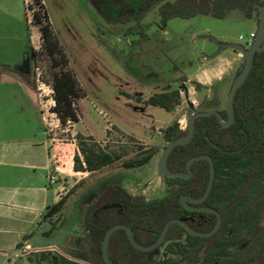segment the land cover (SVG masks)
I'll return each instance as SVG.
<instances>
[{"label": "rangeland", "instance_id": "1", "mask_svg": "<svg viewBox=\"0 0 264 264\" xmlns=\"http://www.w3.org/2000/svg\"><path fill=\"white\" fill-rule=\"evenodd\" d=\"M40 2L42 6L37 0H0V46L2 43L10 46L9 53L5 48L0 51V65L15 70L27 68L29 74L25 75L37 86L35 98L40 103L39 115L45 119V137L54 161L63 170L60 182L68 191L78 185L57 217V220L63 219L62 226L73 223L79 230L70 238L75 244L73 248H78L84 232L81 225L84 210L100 186L122 182L134 196L147 200L166 194L168 186L164 177L158 175V162L168 145L165 129L175 124L186 129L192 111L226 108L228 94L236 73L244 67L245 56L230 48L218 54L220 44H245L257 29L251 15L239 10L223 20L199 15L189 20L173 19L162 27L157 4L148 5L140 20L118 23L108 17L122 14L127 6L124 0ZM37 10L41 16L46 10L55 40L67 61L65 70L76 77L86 95L77 100L80 121L70 126H63L53 112L51 81L53 72L61 71L62 67H52V58L43 48L40 26L32 24ZM122 20L125 19L120 16L118 21ZM141 33L146 38H141ZM171 90H179L182 98L173 111L147 105L152 95ZM118 130L136 142L129 143ZM77 134L92 136L111 149L130 146L136 152L142 146L155 148L156 154L142 167L124 168L123 163L134 157L133 151L122 161L95 174L74 175L71 166L78 151ZM57 245L62 253L85 259L76 249L70 250L60 242ZM25 255L18 264H53V255ZM58 257L59 264H75L61 255Z\"/></svg>", "mask_w": 264, "mask_h": 264}, {"label": "trees", "instance_id": "2", "mask_svg": "<svg viewBox=\"0 0 264 264\" xmlns=\"http://www.w3.org/2000/svg\"><path fill=\"white\" fill-rule=\"evenodd\" d=\"M37 1L42 6L41 0ZM124 1L127 6H141L145 10L148 5H160L162 27L173 19L189 20L199 15L223 20L236 10L252 15L257 12L255 4L264 5L263 0ZM142 17L138 14L136 19ZM33 23L40 26L43 48L52 58V67H62L61 71L53 72L51 81L55 101L53 112L65 127L78 123L81 113L77 100L86 95L76 77L65 70L67 61L55 40L46 10L42 16L39 10L35 11ZM146 36L141 33V38ZM181 100V92L171 90L152 95L146 103L171 112L181 104ZM234 107L235 121L227 128L220 125L216 116L197 119L192 140L186 145L176 146L168 159L172 172L185 173L191 158L200 155L213 158L216 175L212 191L205 202L192 205L216 209L222 216L219 230L206 238L193 236L184 226L173 224L160 247L141 252L134 248L127 232L120 229L109 242V256L113 264H264V51L255 54L250 74L237 91ZM220 113L227 121V110H220ZM118 131L129 143L136 142L133 137ZM187 133V128L182 130L176 124L171 125L165 129L164 139L169 143ZM76 139L75 172L95 174L122 161L134 151L130 146L111 149L107 145L102 146L92 136L83 134H77ZM133 153L134 157L123 163L125 169L148 165L156 149L138 146ZM192 172L189 179L164 178L169 190L153 200L134 196L122 182L100 186L95 190L94 200L86 205L81 221L84 232L76 251L85 259L52 249H43L40 253L53 255L56 251L58 254L53 255V264H59L58 255L75 264H105L102 243L106 232L117 224L129 226L135 241L143 246L153 245L172 219L184 220L195 231L210 232L216 225L217 217L203 211L188 210L181 203L183 196L201 198L207 189L210 178L208 161L194 163ZM77 187L74 186L57 204L50 206L44 219L52 221L62 213Z\"/></svg>", "mask_w": 264, "mask_h": 264}, {"label": "crops", "instance_id": "3", "mask_svg": "<svg viewBox=\"0 0 264 264\" xmlns=\"http://www.w3.org/2000/svg\"><path fill=\"white\" fill-rule=\"evenodd\" d=\"M4 48L10 52L9 44L2 43L0 51ZM27 72L0 65V264H18L26 253L58 250L57 242L77 249L70 240L79 232L73 223L62 226L63 219L57 220L61 213L52 221L44 219L48 208L69 191L60 182L63 170L51 154L35 98L37 86ZM73 166L74 175L79 174ZM53 175L56 183L51 182Z\"/></svg>", "mask_w": 264, "mask_h": 264}, {"label": "water", "instance_id": "4", "mask_svg": "<svg viewBox=\"0 0 264 264\" xmlns=\"http://www.w3.org/2000/svg\"><path fill=\"white\" fill-rule=\"evenodd\" d=\"M254 8H256L258 10L259 23H258V28H257V32H256V37H255L252 45L247 48L243 44L235 43V42H228V43H221L220 44L219 52L223 51L225 48H230V49H233V50L241 53L243 56H245L244 67H243L241 73L234 80L232 87L230 89V92L228 94V98H227V102H226V110H227V115H228L227 121H224L222 114L217 109H209L206 111H200V112L194 113L188 122V126H187L188 133H187V135L183 136V137H179V138L173 140L172 142H169L168 145L166 146V148L164 149V151H163V153L159 159V162H158V175L160 177L189 179L193 174L192 165L194 163L201 161V160H207L208 161L209 169H210V178H209V183H208V186H207V189H206L204 195L201 198H197V199H193V198H190L188 196H183L181 198V203L188 210L203 211V212L214 214L217 217V222H216L215 227L210 232L203 233V232H198V231L193 230L182 219H172L165 225L164 229L162 230L160 237L158 238V240L153 245L143 246V245L138 244L135 241L133 234H132V230L129 226L124 225V224H117V225L113 226L112 228H110L106 232L103 243H102V252H103V259H104L105 264H113L111 259H110V256H109V242H110L112 235L120 229H123L127 232V236L129 238L130 242L132 243V245L134 246V248H136L138 251H141V252H150V251H153L156 248L160 247L162 245L163 241L165 240L166 236H167L168 230L170 229V227L173 224H180V225L184 226V228L187 230V232L193 236L206 237V238L213 236L219 230L221 223H222V216L216 209L211 208V207H205V206L195 207L192 205V204H201V203L205 202L207 200V198L209 197L211 191H212L213 184L215 181V175H216L215 163H214L213 158L209 155H200V156H196V157L191 158L186 164V172L185 173L184 172H172L168 167V159H169L171 152L173 151V149L176 146L186 145L192 140V138L195 134V123H196L197 119L202 118V117L216 116L220 125L224 128H227L234 123V121H235L234 101H235L237 91L242 86V84L246 81V79L248 78V76L250 74V71L253 67L255 54L257 52L264 51V6L256 4V5H254ZM204 37L205 38H212V39L216 40L212 36H204ZM183 87L184 86H182L181 88H183ZM186 98H187V100L189 98L187 89H186ZM189 104H190V107L193 108V105L191 103H189Z\"/></svg>", "mask_w": 264, "mask_h": 264}, {"label": "flooded vegetation", "instance_id": "5", "mask_svg": "<svg viewBox=\"0 0 264 264\" xmlns=\"http://www.w3.org/2000/svg\"><path fill=\"white\" fill-rule=\"evenodd\" d=\"M256 5V4H255ZM258 5H260V4H258ZM264 6V5H263ZM159 9V8H158ZM256 9V8H255ZM257 10V9H256ZM131 11H133L134 12V14H131ZM146 10L143 8V7H141V6H139V7H134V6H126V8H125V10L122 12V14L120 15V16H123V18L124 19H126V18H128L127 19V21H125V22H123V20L122 21H118V19H119V17L120 16H114V17H108L109 19H115V22L117 21L118 23L119 22H121V23H127V22H129V21H132V20H137L136 19V16L138 15V14H144V12H145ZM254 13H256V17H255V15H254ZM252 15H253V18L256 20V22H257V24L259 23V20H258V10H257V12H254ZM257 32V31H256ZM255 37H256V35H255ZM255 39V38H254ZM254 41V40H253ZM253 43V42H252ZM245 47H250V46H247L246 45V42H245V44H243ZM252 45V44H251ZM235 51V50H234ZM237 52V51H236ZM238 73V72H237ZM237 73H236V75H237ZM235 79H236V76H235ZM234 79V80H235ZM193 109V108H192ZM226 109V108H225ZM219 112H220V110H219Z\"/></svg>", "mask_w": 264, "mask_h": 264}, {"label": "built area", "instance_id": "6", "mask_svg": "<svg viewBox=\"0 0 264 264\" xmlns=\"http://www.w3.org/2000/svg\"><path fill=\"white\" fill-rule=\"evenodd\" d=\"M255 35H256V32H253V33L250 34L249 39L246 40V45H247V46H251V44H252V42H253V40H254V38H255ZM240 39H241V40H244V37L241 36ZM57 180H58V179L56 178V175H53V176L51 177V182H52V183H56Z\"/></svg>", "mask_w": 264, "mask_h": 264}]
</instances>
